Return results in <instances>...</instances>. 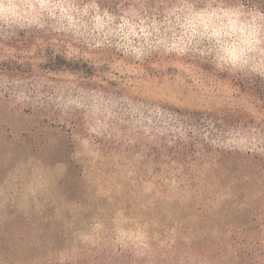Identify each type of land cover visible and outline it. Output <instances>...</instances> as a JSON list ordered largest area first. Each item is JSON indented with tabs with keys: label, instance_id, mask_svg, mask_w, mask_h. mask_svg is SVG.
<instances>
[{
	"label": "rangeland",
	"instance_id": "obj_1",
	"mask_svg": "<svg viewBox=\"0 0 264 264\" xmlns=\"http://www.w3.org/2000/svg\"><path fill=\"white\" fill-rule=\"evenodd\" d=\"M56 2L159 18L169 0ZM40 23L0 28L9 259L264 264V79L195 57L132 61L84 29Z\"/></svg>",
	"mask_w": 264,
	"mask_h": 264
},
{
	"label": "clouds",
	"instance_id": "obj_2",
	"mask_svg": "<svg viewBox=\"0 0 264 264\" xmlns=\"http://www.w3.org/2000/svg\"><path fill=\"white\" fill-rule=\"evenodd\" d=\"M45 15L132 61L152 52L195 57L217 73L264 79V10L250 0H169L159 18L135 11L118 18L94 2L69 11L56 0H0V28L43 27Z\"/></svg>",
	"mask_w": 264,
	"mask_h": 264
},
{
	"label": "trees",
	"instance_id": "obj_3",
	"mask_svg": "<svg viewBox=\"0 0 264 264\" xmlns=\"http://www.w3.org/2000/svg\"><path fill=\"white\" fill-rule=\"evenodd\" d=\"M176 223H179V220H177ZM101 258L102 257L95 255V259L89 262V259L87 258L74 259L73 257H70L66 260L64 264H108V263H104L101 260ZM107 258H112V257L109 255L107 256ZM0 264H58V263H56L55 259H53L52 257H47L42 261L41 260L38 261L36 258L23 256L17 261H11L7 255V252L0 246Z\"/></svg>",
	"mask_w": 264,
	"mask_h": 264
}]
</instances>
